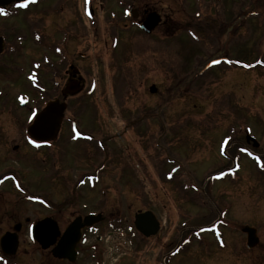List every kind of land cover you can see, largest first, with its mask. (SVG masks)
<instances>
[{"label": "rangeland", "instance_id": "1", "mask_svg": "<svg viewBox=\"0 0 264 264\" xmlns=\"http://www.w3.org/2000/svg\"><path fill=\"white\" fill-rule=\"evenodd\" d=\"M61 1L68 5L64 14L52 0L44 5L45 12L41 6L29 8L12 21L14 36L24 42L20 57L11 58V78L17 85L9 93L16 95L24 88L27 94L22 98L27 102L21 108L13 101L10 109L13 116H29L42 109L45 96H52L54 73L42 68L43 57L53 66L62 61L64 56L58 59L59 50L52 43L71 22L65 63L86 67L84 88L89 97L82 98L84 89L74 95L65 116L83 111L87 125L83 131L106 140L108 169L99 181L80 182L88 160L103 155L95 154L86 143L66 140L69 124L59 125L56 181L50 182L49 177L46 182L47 172L41 169L51 168L38 163L40 151L24 148L28 169L20 170L30 175L32 165L38 169L29 177L34 181L28 182L31 193L42 192L59 203L58 212L17 200L5 186L0 189V233L39 216L54 217L62 233L76 217L101 211L109 221L117 217L119 225L95 227L86 243L77 246L73 264H264V0H201L196 4L194 0H140L138 9H146L141 4L151 1L164 20L146 39L135 35L132 19L121 20L126 0H90L95 16L89 26L81 15V0ZM158 1L165 4L158 5ZM214 9L223 16V23L212 33V28L208 31L204 26H212L208 15L217 13ZM40 22L46 23L49 36L45 45L28 37ZM190 28L202 42L214 46L192 43L186 33ZM149 39H153L150 50ZM81 51L87 58L78 61ZM235 58L247 62L234 66ZM212 61H216L214 67L206 69ZM22 66L27 69L23 74L26 85L22 76L13 73ZM59 67L64 73V65ZM195 68L207 72L194 79ZM2 72L0 84L5 79ZM36 73L35 83L40 85L33 88L30 80ZM190 79L195 80L193 84ZM152 85L157 89L154 94L148 91ZM7 124L12 126L10 139L16 138L14 117ZM246 134L255 138L257 147L247 142ZM0 149L5 156L13 155L10 146ZM172 174L175 180L167 181ZM146 211L162 225L153 239H143L133 227L135 214ZM218 219L219 225H212ZM244 227L256 230L258 243L252 251L246 248ZM164 243L162 251L159 246ZM255 258L258 261L253 262ZM12 261L69 264L48 253L39 258L34 246L24 242Z\"/></svg>", "mask_w": 264, "mask_h": 264}, {"label": "flooded vegetation", "instance_id": "2", "mask_svg": "<svg viewBox=\"0 0 264 264\" xmlns=\"http://www.w3.org/2000/svg\"><path fill=\"white\" fill-rule=\"evenodd\" d=\"M37 1H38V4L35 2L28 3V6L26 8L17 7L18 4H8L5 6H0V8H4L7 11V15H0V38H2L3 40V49L0 53V71L1 72L3 71L2 74L4 75V78H5L3 81H1V84H0V148H8L10 146L11 150L13 151V155H11V157L5 156L6 155L5 151H4L5 153L0 152V189L7 186L9 188L8 189L9 191H13L11 192V195L16 197L17 200H25L29 202L31 205L38 206L41 210L49 211L51 213H57L59 210V203L57 204L55 201H50L48 196L42 194V192L38 191L35 194L31 193L32 186L30 185V183L28 184V182H34V181L33 180L29 181V177H32V175L34 176L33 173L37 172L36 170L38 169L34 168V166L32 165L30 167V173H31L30 175H23L20 170L21 168H24L25 170L28 169L27 162L29 161V159L26 157H22L24 155L22 154L24 148H30V150L35 151V152L40 151L39 152L40 157L37 158L38 163L44 166H49L51 168V171L48 170L47 167H42L41 169L42 170L41 172L43 173L47 172V174L45 175L46 182L50 181L49 177L52 178L50 182L56 181V176L58 175V170H59V166H58L59 158L57 157L58 152H57V147H55V145L56 144L58 145L61 142V137L59 135V132L57 130L54 137L49 141H46V142L36 141L33 138H31V136H29L27 130H28L29 125L32 123L33 119L40 112L41 109L37 108L29 116L26 115L25 117H22L21 115L13 116L11 109H10L11 103L13 101L15 105L23 108L25 104H23L22 106V103H24L26 99L22 97L27 94L24 88L19 89V92L16 95H11L9 93L12 86L17 85V83L14 82L16 81L15 78L14 79L11 78V72H12L11 71V58L20 57L21 52L23 50V42H24V41H21L20 36L18 37L14 36L12 21L13 20L18 21V17L21 15L20 13L27 12V9L29 8L41 6L40 8L42 9L43 7L44 12H45L46 6L44 5L47 4V2L52 1V0H37ZM139 1L140 0H126L125 4L122 3V6L121 4H119L121 7L123 6L125 7L124 10L121 9L120 12H123L131 7L132 8L135 7L134 9L137 10L138 18L134 22H130L131 26L133 27L135 26L139 30V24L142 23L144 19L146 18V16L151 12H156L157 14L160 15L161 19L163 20V17H162L163 14L156 10H153V8L151 7L152 5L151 1L149 2L144 1L141 4L142 6L143 5L146 6V9L144 8L143 10H140L137 8ZM56 2L58 3L57 8H56L57 11H60L61 14H64L65 13L63 12L64 7L66 9L68 8V5L66 3L63 5L62 4L63 2L61 0H54L55 4ZM163 4H165V1H158V5H163ZM91 10L92 9H91L90 0H81V15L86 20L88 26H89V23H91V20H93V17L95 16L93 13V10L92 11ZM97 16H99L98 12H97ZM40 18H42V16H40ZM120 18L121 20H124L123 16H121ZM20 23L22 24L23 27L26 26L21 21V19H20ZM70 23H68V26H70L69 28L71 29L72 26L70 25ZM45 24H46L45 22H40L39 24H36L35 28L32 30L33 35H30V34L28 35V37L29 36L35 37L39 45H45V44H48L49 42L48 41L49 36L46 32ZM68 26L64 27L61 33L60 32L58 33V38L55 39L53 43L50 42L53 44V47L56 50H59L58 59L64 56L62 61L59 60L58 64L56 66L55 65L53 66V63L48 59V57H43L45 58V60L43 61L45 66L42 65V68L46 67L47 69H49V71L54 73L53 78L51 77L50 79V84L53 85L52 96L50 98L45 96V101H46L45 104L51 100L52 101L58 100L60 102L67 103V106H68L69 101H71L72 97L76 94L80 95V92H82L83 89H84V93L82 95V98L89 97L87 93L85 92V88H84L86 86V81L84 80L85 78L83 77V74L87 72L86 67L85 66H82L81 68L79 66L77 67L74 61L65 63L68 60L65 57L66 56L65 54H66V50H67L69 39H70V31L72 30V29L70 31L67 30L69 29ZM133 32L135 33L137 37H139V39H142L143 37L144 39H146L147 35H143L141 33H138L137 31H133ZM135 35H133L131 38L134 39ZM10 39L14 41H11ZM26 39H27V36L25 37V41ZM133 42L134 41H132V43ZM54 44H57V47H55ZM152 45H153V39L148 42L149 50L153 47ZM51 49L52 48L50 47V50ZM133 49L134 48H131L130 50H133ZM55 58H57V56H55ZM78 58L80 59L78 61L85 60L87 58L86 52H82V51L79 52ZM60 64L64 65L65 67L64 73L60 70V67H59ZM16 68L17 69L13 70V73L19 74L18 76L20 77L22 76L21 79L23 80V82H25L24 85H26L27 82L25 79L27 78H25L26 76L24 77L23 74L27 73V69L23 66L16 67ZM36 84L40 85L38 81L36 82ZM41 92H43V89L40 91V93ZM65 112L63 113L60 127L64 126L66 122L67 124H69L66 127L69 130V136L66 140H68L72 144L86 143L89 146L88 148L92 147L93 151L95 150V154L97 153L99 155H103V158L102 156H100L99 158H95V160H92V161L88 160L89 162H87V164L83 166V170L79 174V177H80L79 181L82 183L99 181L100 179H102L109 165L108 163L109 159L105 157L106 151H105V147H103V142L105 139L104 140L98 139L94 132H84L83 131V127L87 128V125L85 124V119L83 118L82 120L83 111L74 112V114H72L71 116H67V117L65 116ZM12 117H14L15 128H17V132H19V135L14 139H10V136H9V134L12 132L11 130L12 126L7 124V122L11 120ZM76 129H79L80 134H77L75 132ZM15 140L17 141L14 142ZM70 193L74 194L75 188L74 190L72 189ZM89 214H101L103 216V213L101 211H96V212L85 213V215H82L81 217H85L86 215H89ZM44 219H51L57 225H48L49 228H51L48 230H47V225H42V227L39 230V233L41 234L40 236L41 244H44L45 242L49 241L48 237L51 236V234H53L54 226L55 228H57L56 232L59 234L55 236L54 238H52L53 240L52 245L48 247L47 249H44L41 244H39L38 242H35L31 236V229L34 226L33 224L36 222L42 221ZM25 223L26 225H20L19 223L18 225L17 224L11 225L9 229L4 231V234L9 233L10 234L9 236H11V238L13 237L15 238V240L17 241V247L13 254L4 253L0 247V264H20L17 262H13L12 259L16 258L18 254V250L22 242L27 243L29 246L30 245L34 246V251L36 255L39 256V258H43L45 253H48L51 257L54 258L52 252L58 246L59 240H60V233H59L60 229H59L58 220H56L52 216H48V217L39 216L34 222L33 221L29 222V220L26 219ZM70 223L71 222H69L66 225L68 226L70 225ZM98 225H119V220L116 217L115 220L109 221L107 220V217L103 216V220L99 223L94 224L92 228L83 229L82 233H83V239H85V242L87 241L86 237L90 235V233L93 232V229L97 227ZM212 225H219V223L218 221L214 220ZM161 227L162 225H160V229ZM4 234L0 233V238ZM155 236L150 237L148 239L156 238ZM22 239H24V241H22ZM143 239H146V238H143ZM85 242L83 244H85ZM165 245L166 243L159 246L162 251L166 249ZM253 249L254 248L250 249L249 251H252ZM9 251H11V249H9ZM26 254H28V252L22 254L21 256H26ZM251 260H253V262L258 261L257 258L251 259Z\"/></svg>", "mask_w": 264, "mask_h": 264}, {"label": "water", "instance_id": "3", "mask_svg": "<svg viewBox=\"0 0 264 264\" xmlns=\"http://www.w3.org/2000/svg\"><path fill=\"white\" fill-rule=\"evenodd\" d=\"M25 3L26 0H0V5H7L10 3ZM127 15L129 17L137 18V12L130 10ZM160 19L156 13H151L147 16L146 20L141 24L140 29L147 34L159 24ZM3 42L0 39V52L2 51ZM157 89L155 86L149 88L150 93H155ZM25 103V102H24ZM22 103V106L23 104ZM66 108L64 103L58 101L49 102L46 107L40 112L31 126L28 128L30 136L37 141H48L54 137L57 129L59 128L60 122L63 117V112ZM247 142L252 141L253 146L257 147L258 143L251 137H246ZM102 219L101 215H88L84 219L78 217L72 221L67 227L65 232L60 238L59 244L56 249L53 250V256L58 259L67 260L70 263L76 261L77 253L75 247L80 243L82 237V229L85 227H92L95 223L100 222ZM32 230V237L41 244V234L39 233L42 225H47V230L51 229L48 225H56L51 219H44L34 224ZM134 228L144 237L148 238L157 234L159 230V222L156 217L149 211L138 213L134 216ZM57 228L54 226V231L49 236V241L41 244L44 249L52 245V238L58 235L56 232ZM242 232L246 234V246L248 249L255 247L258 243L256 236V230L250 227L243 228ZM10 234H5L0 239V246L4 253L13 254L16 247L17 241L15 238H11ZM11 249V251H9Z\"/></svg>", "mask_w": 264, "mask_h": 264}, {"label": "trees", "instance_id": "4", "mask_svg": "<svg viewBox=\"0 0 264 264\" xmlns=\"http://www.w3.org/2000/svg\"><path fill=\"white\" fill-rule=\"evenodd\" d=\"M206 10V9H205ZM214 11L215 12H217L215 9H214ZM206 13H208V11L206 10ZM208 17H209V19L211 20V23L209 22V24H211L212 26H210V25H206V26H204V27H208L207 28V30L208 31H210V28H212V33H214V30L216 29V27H217V25L218 24H222L223 22H222V17L223 16H221L220 15V13L219 12H217V13H215L214 15L211 13V12H209V15H208ZM210 27V28H209ZM187 30H189V31H192V29L190 28V29H187ZM194 31V30H193ZM191 33V32H190ZM202 35V34H201ZM264 36V35H263ZM192 39H193V41H192V43H194V44H198V41L200 40V39H202L201 38V36L199 35V34H197L195 31H194V36L193 37H191ZM212 38V37H211ZM209 43H211V42H209ZM209 43L208 42H202V45L203 46H209ZM244 44V43H243ZM212 45L214 46V43H211L210 44V46L212 47ZM238 59V58H237ZM239 60V59H238ZM237 60V61H238ZM241 60H243V59H241ZM173 180H175V178H173ZM184 192H186L185 190H183Z\"/></svg>", "mask_w": 264, "mask_h": 264}, {"label": "snow or ice", "instance_id": "5", "mask_svg": "<svg viewBox=\"0 0 264 264\" xmlns=\"http://www.w3.org/2000/svg\"><path fill=\"white\" fill-rule=\"evenodd\" d=\"M30 2H35V0H26L25 3L19 4L17 7L26 8ZM0 15H7L6 9L0 8Z\"/></svg>", "mask_w": 264, "mask_h": 264}]
</instances>
